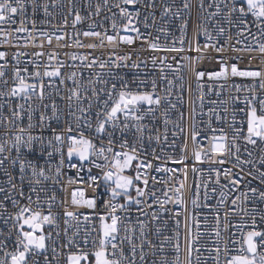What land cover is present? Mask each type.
<instances>
[{
    "label": "snow or ice",
    "instance_id": "6c2138e0",
    "mask_svg": "<svg viewBox=\"0 0 264 264\" xmlns=\"http://www.w3.org/2000/svg\"><path fill=\"white\" fill-rule=\"evenodd\" d=\"M87 7L93 9L90 15L95 16H100L102 9L111 11L114 7L118 10V13L113 12L111 17L105 18L110 20L113 34H109L108 29L96 31L97 24H89V30L77 32L76 36L83 35L85 38H92L94 42L84 44L77 38L74 41L76 47L88 49L111 47L114 50L121 44L132 46L139 41L142 47L147 45L152 52L165 53V55H154L150 60L139 57L133 60L132 54L116 55L114 51L107 59L100 57L89 59V56L73 53L70 57L72 61L83 62V66L90 71L99 69L95 71V79L90 78L85 84L82 82V73L79 78L76 71L65 74V69L72 65L60 60L58 52L43 51L45 43L51 47L53 40L57 47H69L67 34L55 35L54 32L37 26V18L41 14L45 19L40 20V24L49 22L47 18L53 16L50 8H62L63 12L74 13L71 27L75 28L82 24L89 17L81 15L76 0H68L66 6L59 4L58 0L44 3L40 0H0V44L16 48L12 53L0 51V61H2L0 82L8 88L7 92H0V96H7L10 99L19 97L31 101L32 96L35 95L43 101L46 89L57 87L56 81H59L60 85L71 81L73 87L68 89L69 95L62 99L67 100L69 114L76 121L75 128L69 124L66 129L58 132L48 123L52 120L58 123L60 120L56 102L53 100L51 105H43L45 110L50 107L52 113L50 117L44 112L39 116L40 126L48 127L52 132L51 138H46L43 135L32 134V129L35 127L32 122L35 110L31 106L25 111L24 104H17L15 107L9 105V114L5 117L3 115L5 106L0 105V124H5V127H11L13 130L7 139L0 142V173L6 177L3 184L7 186H0V194H3V200H0V221L5 225L11 222L7 234L0 230L2 237L0 264H41V257L42 264H192L193 251L197 253L201 251L198 245L202 233L199 231L198 220H196L197 234L193 236L185 217V261L183 262L179 259L180 220L175 219L177 230L171 236L164 235L166 229L160 226L154 229V233L150 228L151 222L159 225L161 213L168 211L165 205L169 203V191L176 197L174 203L184 204L182 190L186 186L185 181H179V187H169L164 192V199H160L155 191L149 190V180H152L153 187L156 183L167 185L168 181H157L155 176H150V173L153 171L172 173L175 176L177 170L167 167V160L161 161V157L153 148L151 153L153 159L159 162L154 164L153 160L147 158L148 154L145 150L146 140L149 144L152 142L159 144L162 139L164 143L168 142L169 112L176 109L177 104L170 99L176 82L168 79L165 69L179 73L185 67L191 73L192 81L199 91L198 99L201 107L207 95L204 91L205 82L215 85L219 81H224L226 84L233 77L252 81L251 84H233L232 87L237 94L230 95L227 100L211 101L213 104L223 105L225 114L228 113L229 106H232L231 139L224 129H212L213 132L220 134L211 136L209 147L205 149L200 146L193 151V155L197 161H201L202 154L210 159L224 156L235 158L236 163L232 168L223 169V176L232 186L231 190L239 192V195L232 199L231 204L234 207L225 213V220L230 214L240 213L246 217L251 216L252 220V223L247 225L250 230L241 232L239 240L224 241L221 249L220 216L219 212L216 213V227L213 232L217 237V247L214 250L208 249L210 255L215 252V264H220L221 254L224 257L223 264H264V230H258L255 215L257 209L243 207L249 200L264 201V191L250 186L247 190L240 191L241 185L248 178L259 180L260 185L264 187V171H260L264 168V148L260 149L261 154L258 159L253 158L252 152L247 149L245 151L249 158L241 159L240 145L237 143L239 138H243L247 145L256 146L258 141L264 144V95L256 92L257 87L264 91V67L259 69L252 67L253 60L257 58H260L261 63L264 64V0H199V9L195 16L191 14L190 0H183L180 7L176 6L175 0H121L120 3L111 6L109 0H102L95 5L88 0ZM185 12L188 15H184ZM175 20L180 21L178 36L172 31ZM221 21H227L230 26L236 27L238 36L246 38L245 34H247L252 38V43H244L242 47H236L229 43L232 36H228L225 43L234 53L230 57L233 62L224 58L228 49L218 39L226 33ZM5 25L8 27L5 28ZM63 26H69L68 16H64ZM141 26L145 31H141ZM209 26L212 31L209 30ZM189 27L192 29L191 38L188 36ZM253 27L256 28L255 33L252 32ZM153 28L156 30L155 35L149 31ZM121 32L134 33L135 37L120 35ZM201 35L206 40L203 45L199 43ZM161 37L165 39L164 44L160 42ZM169 38L171 44L167 43ZM13 41L16 43L13 44ZM241 43L242 40L236 41V44ZM29 46L42 50L31 53L21 50ZM189 51H195L196 57L183 55ZM210 51H214L217 55L210 57L209 63L218 64V70L198 67L205 59V53ZM65 55L67 56V53ZM169 56L173 63L167 62ZM44 57L46 61L42 59ZM245 57H247V65L241 67L240 64ZM149 62L153 69L159 65V76L153 75L150 80L140 79L141 65L147 68ZM129 67L137 70L131 81L124 76L118 77L114 72V69ZM6 70L11 72L10 88L9 79H5ZM105 75L114 82L109 85V80L104 78ZM143 75L147 77L149 74L144 72ZM178 79L183 81L184 77L178 76ZM158 81L166 83L165 95L159 93ZM179 87L183 91L182 83ZM223 87L224 84L220 85L221 90ZM213 90L212 87L208 88L209 92ZM188 91H192L191 83ZM242 92L245 93L243 99L240 96ZM216 95H221V91H216ZM182 99V95L177 96V101ZM73 102L76 104L75 112L71 107ZM236 105L242 106L237 109ZM76 112L80 113L79 117L76 116ZM157 112L163 119L165 127L163 134L155 126L158 122ZM209 112L214 114L215 109H210ZM238 113L245 118L239 122L240 127L236 126L235 118ZM25 116L28 119L27 127H18ZM181 117H183L182 113ZM217 119H221L218 114ZM81 129H87L94 135L85 136ZM199 135L200 133L193 129L191 132L193 144H196ZM175 146L173 141L171 147ZM233 148H235L234 152ZM187 149V138H185L181 146L180 159L172 160L171 156L167 159L177 165L184 164L186 159L184 153ZM215 162L223 165L225 161L217 159ZM245 166L255 169V172L244 173ZM66 168L74 169L76 176L68 177L65 181L61 177L64 176ZM235 168L239 171L234 172ZM93 169H98L99 173L93 174ZM17 170L18 177L13 175ZM130 170L133 174H127ZM179 171L186 178V165ZM192 171L195 172L197 169L194 167ZM213 171L216 176L214 182L219 184L221 171L216 169ZM17 179L19 184L16 183ZM25 184L28 188L27 195L24 191ZM56 186H59L60 191L63 192H68V186H72L70 200L65 198L57 202L54 190ZM204 186L207 187V184ZM228 186L225 184L222 187ZM88 191H91L90 196L86 194ZM220 196L219 204L223 206L227 194L221 191ZM148 197L152 200L151 204L147 202ZM21 199L26 203L21 204ZM5 202H10L16 211L7 216L3 215L8 211ZM192 203L195 205L197 201L193 200ZM57 204L62 208V216L59 212L53 211ZM153 205H158L159 211L153 210ZM133 206L136 207L135 221L132 220ZM149 215V222L140 219V216L149 217ZM180 215L179 211L174 213L175 217ZM61 219L64 223L65 243L60 246L61 250L58 252L55 245L59 242L61 233L56 231L54 239L51 231H45V226L59 229L58 221ZM193 219L195 220V217ZM204 219L206 221L207 217ZM260 220L264 222V215L260 216ZM82 222L96 233L91 245L89 241L91 233L87 230L82 241L77 239ZM163 223L166 225L167 221ZM72 227L76 230L69 236L68 232ZM223 227L226 231L229 225L225 223ZM235 227L240 230L243 226L235 225ZM153 234L158 242L149 239ZM229 243L238 244L239 247L231 249ZM166 246H170L175 252V259L170 260L164 254ZM89 248L90 250H86ZM146 248L148 251H145ZM233 251L236 254H232ZM149 253L153 258L158 254L164 255H160L158 260L149 261ZM196 259L197 264H200V257L197 256Z\"/></svg>",
    "mask_w": 264,
    "mask_h": 264
},
{
    "label": "built area",
    "instance_id": "2783aa9c",
    "mask_svg": "<svg viewBox=\"0 0 264 264\" xmlns=\"http://www.w3.org/2000/svg\"><path fill=\"white\" fill-rule=\"evenodd\" d=\"M41 3L44 2H50V0H40ZM97 2H102V0H91V3L95 5ZM121 0H109V5L111 6L112 4L115 3H120ZM183 0H175L176 6L180 7L182 6ZM58 3L61 4L62 6H66L68 3V0H58ZM88 0H76V6L81 10V15L89 17L86 19L82 24L77 25L75 28L71 27V20L74 17V13H67L63 12L62 8H56V9H51L50 11L53 12V16L47 18L48 23H45L43 25L40 24V20H44L45 17L43 14H41L37 18V26L42 27L43 30L49 31V32H54L55 35H63L67 34V43L69 47H57L55 40H53V45L49 47L45 43V47L43 51L45 52H51V51H56L59 53V59L62 61H65L67 64L72 65V67H69L65 69V74H68L72 71L77 72L78 78L83 76V81L85 84L87 81L91 79H95V71H99L97 68L95 71H90L87 68L83 66V62L80 61H72L70 59L71 55L73 53L77 55H86L89 56V59L92 57H100L102 59H107L109 55L115 52L116 55H125V54H132V59L137 60V57L140 59H148L152 56H163L165 53H154L150 49L147 48V45H141V43L138 41L132 46L128 45H123L121 44L119 47L116 49H112L111 47H106L103 49L97 48V49H88V48H79L75 46V39H79L82 43L88 44L94 42L92 38H85L83 35H80L79 37L76 36L77 32H83L89 30V24L96 23V31H103L104 29H108L109 34H113L111 27H110V20H106V17H111L113 12H117L118 10L114 7L111 8V11H108L107 9H102L100 16H95V15H90V13L93 12V9H89L87 7ZM190 3L192 5V12L191 14L195 16L197 13V10L199 9V0H190ZM131 9V6H129ZM157 19L159 21V11L157 10ZM184 15H188L187 12L184 13ZM64 16H68L69 20V26L64 27L63 26V19ZM117 19L119 21V16L117 15ZM180 21L175 20L172 26V31L175 33V35H179L178 32V25ZM102 25V27L100 26ZM221 25L226 29V33L224 36L219 37L218 39L220 40V43L225 44V47L228 49V51L224 54L225 59H229L230 62H233L230 60V57L234 55L232 53L231 48L227 43V38L229 35L232 36V40L229 42L231 45H235L236 47H242L244 43H252V38L251 36H247L245 34L246 38H242L237 35L238 29L236 27L230 26L227 21H221ZM56 26V27H53ZM5 28L8 26L5 25ZM230 29V31H229ZM209 30L212 31L211 26H209ZM141 31H145V29L141 26ZM153 33V35L156 34V30L149 29ZM252 32H256V28H252ZM120 35H132L135 37L134 33H124L121 32ZM192 35V29L189 27L188 30V36L191 38ZM213 35L215 36V32L213 31ZM237 40H242L241 44H236ZM161 44L165 43V39L161 37ZM206 42L205 37L202 35L199 37V43L203 45ZM16 41H13V44H15ZM21 44L23 43L22 41L20 42ZM168 44H171V38L168 39L167 41ZM177 47L179 45L177 44ZM185 47L187 48V44H185ZM22 51H27L31 53L32 51H41L42 49L39 48H33L29 46L27 49H21ZM0 51H6L9 53H12L16 51L15 47H10L7 45L0 44ZM67 53V56L65 55ZM183 55L186 56H191L193 58L196 57L195 51H189L183 53ZM217 54L214 51H210L208 53H205V59L201 61L198 65L200 68H214L216 70L219 69V65L216 64L215 62L209 63V58L216 56ZM43 60L46 61V57L42 58ZM177 60H179V57H177ZM168 63H173L171 56H169V60L167 61ZM2 63V61H0ZM131 62H129L130 64ZM247 65V57H245V60L240 64L241 67H245ZM175 67V64H174ZM252 67L254 69H259L261 67H264V64L261 63L260 58L254 59L252 62ZM30 71L32 70L31 68L29 69ZM137 70L129 68H120V69H114V72L116 75L119 76H124L126 79L131 81L133 79V75ZM140 72V79H151L153 78V75L156 77L159 76V65H157L156 69L152 68L151 63L149 62L147 65V68L142 64L141 68L139 69ZM144 72H148V76L145 77L143 75ZM166 74L168 75V79L174 80L176 83L173 87L172 91V96L170 99L173 101V103L177 104L176 109L171 110L169 112V123L167 125V134H168V142L164 143L163 139L161 142L158 144L156 142H152L149 144L147 140L145 141V150L147 152V158L149 160H153L154 164H157L159 162L155 161L152 156V149H156V154L161 157V161L167 160L166 166L169 168L176 169L177 172L175 176H173L172 173H156V172H151L150 176H155L157 181H168V184L165 185L163 183H156L155 187H153V182L150 179L149 180V190L150 191H155L157 196L160 197V199H164V192L169 188V187H179V181L184 180L185 181V188L182 190V199L184 201V204H176L173 201H175L176 197L173 194V192L169 191L168 192V197H169V203L165 205V208L168 209L167 212H162L161 213V221L159 225L156 222H151L150 223V228L153 230L157 226H160L162 228H165L164 235H173V232L176 231V225H175V219L180 220V225L178 228V231L180 233V242H181V249L179 253V259L183 262L185 261V217H187V223L190 225V230L191 234L195 236L197 234V224L196 220L199 221V231L202 233L200 237V244L198 247L201 248V251L197 253L196 251H193L192 253V264H197V256L200 257V264H215L214 256L215 252L210 255L208 249H215L217 247V237L215 233L213 232V229L216 227V220L215 216L216 213L219 212L220 216V232H221V242H220V247L223 249V242L224 241H232V240H239L241 236V232H246L250 230L247 225H250L252 223L251 216H244L243 213H240L239 215L235 214H230L227 217V220H225V213L228 212L232 207H234L231 204L232 199H234L237 195H239V192H234L231 190L232 186L229 184L228 180L224 178L223 176V169L225 168H232L233 165L236 163L235 158L233 156H224V157H213L210 159L208 156H205L202 154L201 161H197L193 155V151L198 149L200 146H203L205 149L209 147V138L213 135H219V132H213L212 129H224V131L228 134L229 139L232 137V129L230 127V123L233 119L231 112H232V106H229V111L227 114L224 112V106L220 105L219 103L213 104L211 101H221V100H227L230 95H236L237 93L235 92V89L232 87L233 84H251V80H246L243 78H238V77H233L231 78L226 84L224 81H219L215 85L206 83V87L204 88L205 93L207 95L205 96L204 99V104L203 107L200 106L199 102V91L196 88L195 82L192 81L191 73L188 72L187 68H183L181 72L179 73H173L168 69H165ZM178 76H183L184 79L183 81H180L178 79ZM11 72L9 70H6V77L5 79H9V85L8 87H11ZM105 79L109 80V85L114 82L112 78L108 77L105 75ZM47 82V79L46 81ZM57 87L56 88H49L46 89V94H45V99L41 101L37 96L33 95L31 98V101H25L19 97L16 98H9L7 96H0V105H4L3 109V115L5 117L8 116L9 114V108L8 106L11 105L12 107H15L17 104H24L25 105V111L29 106H31L35 112L33 115V124L35 127L32 129V134L33 135H43L46 138H51L52 132L51 129L48 127H41L40 126V121H39V116L41 112H44L47 116H51V109L45 110L43 105H51L52 101L54 100L57 104L58 107V115L60 117L59 122L57 123L55 120L49 121L51 128H55L58 132L66 129L69 124H72L73 127L75 128V123L76 121L72 119V117L69 114L68 110V102L66 99H62V97H67L69 95L68 89L73 87V84L71 81H67L65 85H60L59 81L55 82ZM184 85L183 91H181L179 85L180 84ZM191 83L192 86V91H188V86ZM224 84L223 89L221 90L220 85ZM134 86V85H133ZM150 87V85H149ZM166 83H160L158 81V91L161 95H165V89ZM212 87L214 90L212 92L208 91V88ZM8 88L4 87L2 82H0V92H7ZM216 91H221V95L217 96ZM256 92L258 94L264 95V91L259 89L257 87ZM90 94V93H89ZM245 93H240L241 99H243V95ZM182 95L183 99L182 101H177V96ZM103 98V97H102ZM86 106V105H85ZM242 105H236L235 107L238 109ZM72 111H76V104L75 102L72 103ZM194 109V112H193ZM210 109H215L214 114H210L209 110ZM162 110V109H161ZM181 113L183 114V117H181ZM217 114L221 117V119H217ZM76 116L79 117L80 113L76 112ZM157 118L158 122L155 124L156 128L159 129L160 133L163 134L165 131V127L163 124V119L160 118L159 112H157ZM236 121L237 127H240V121L244 120L245 118L240 115L239 113L236 116ZM6 123V122H5ZM28 124V119L27 116L24 117V120L21 124L18 125V127H27ZM183 129V131H181ZM195 129L197 132L200 133L199 136H197V141L196 144H193L191 140V132ZM84 131L85 136H93L94 133L87 130V129H81ZM246 130V126H245ZM12 129L11 127H5V124H0V142L3 140L7 139L8 136L12 134ZM173 133H175V136H173ZM7 134V135H6ZM78 134V133H77ZM185 138H187V144H188V149L187 152L184 153L186 159L184 164H174L172 160H178L180 159V156L182 154L181 152V146L185 142ZM173 141L175 142V147H171ZM237 143L240 145V156L241 159H248L249 157L247 156V151L252 152L253 158L258 159L261 152L260 149L264 148V144H260L259 141L256 146L252 145H247L243 138H239L237 140ZM232 151H235V148L232 149ZM171 156L172 160H168L167 158ZM141 157H144V154H141ZM217 159H224V164L221 165L217 162H215ZM75 162V160L73 161ZM186 165L187 167V176L185 178L184 174L179 171V169L184 168ZM87 167V166H86ZM196 168L197 171H192L193 168ZM257 167H259L257 165ZM214 169L220 170L221 171V177H220V183L216 184L214 181L216 179L215 176V171ZM234 172H238L239 169L235 168L233 169ZM248 171H253L255 172V169L250 168L249 166L244 167V173H247ZM260 171H264V168H261ZM99 170L98 169H93V174H98ZM127 174H133L132 171L130 170ZM14 176L19 175L18 170L13 172ZM76 176V171L74 169L66 168L64 176L61 177L62 180H67L68 177H75ZM211 177V179H210ZM6 180V177L0 173V186H5L3 184V181ZM250 180V184H249ZM16 183L19 184V180H16ZM207 184V187L204 185ZM228 184L229 186L227 188L222 187L223 185ZM49 185H51V182H49ZM199 186V190H198ZM255 187L258 190L264 191V187H262L259 183V180L248 178L244 182L243 185H241L240 191H245L247 190V187ZM215 189V191H213ZM56 191L57 195V202L61 199L68 198L70 200V192L72 190V186H68V192H63L60 191L59 186H56L54 189ZM24 191L25 194H28V188L27 185L25 184L24 186ZM221 191H224L227 194V198L225 201V204L221 206L219 204V201L221 199L220 193ZM207 192V198H205V193ZM87 195H91V191H88L86 193ZM133 196H135V193H132ZM13 196H16L15 193H12ZM43 198V197H42ZM147 202L149 204L152 203V200L150 197L146 198ZM0 200H3V194H0ZM33 200H35V196H33ZM193 200H196L197 203L194 205L192 203ZM122 202V201H121ZM6 207L8 209L7 212L3 213V215L7 216L10 213H14L16 209L12 206L10 202H5ZM26 203L23 199H21V204ZM243 207L251 209L255 207L257 209L256 215V224L258 226V230H264V222L260 220V216L264 215V201H259L257 200H249L248 203L243 205ZM145 210L147 208L145 207ZM153 210L159 211V206L158 205H153ZM54 212H59L62 216V208L57 204V207L53 209ZM87 211V210H85ZM176 211H179L181 215L179 217H175L174 213ZM131 212L133 213L132 220L135 221L136 219V207L133 206L131 209ZM195 217V220L193 219ZM204 217H207V220L205 221ZM140 219L145 220L146 222L150 221V215L149 217H144L140 216ZM167 221V224L165 225L163 222ZM60 228L56 229L54 227L50 228L47 225L45 226V231H51L53 233V237L55 239V233L56 231H60L61 235L59 238V242L55 245L57 247V251L59 252L61 250L60 246L65 243V237L63 233V228H64V223L63 219L58 221ZM98 223V222H94ZM227 223L229 225L228 229L225 231L223 225ZM235 225H241L243 226L240 230H238ZM80 235L77 237L78 240L82 241L84 237V232L85 230L89 231L91 233L89 237L90 245H91V240L96 238V233L92 231V229L86 225L85 223L80 224ZM9 228H11V222L8 225L3 224L2 221H0V230H2L5 234H7ZM75 227L70 228L68 235L71 236L73 232H75ZM123 234V233H121ZM2 238V237H0ZM149 239H152L154 242L157 241V237L153 234L149 236ZM139 242V241H137ZM229 247L231 249L239 247L238 244H232L229 243ZM86 250H90L86 249ZM145 251H148L146 248ZM66 254V253H65ZM168 256L170 260L176 258L175 252L171 249L170 246H166V253H164ZM164 254H158L157 257L153 258L151 257V254L149 253V261L152 259H159L160 255ZM232 254H236L234 251ZM49 258L51 259V254L49 252ZM41 259V264H42V257ZM63 259V257H61ZM224 257L223 254L220 256V264H223Z\"/></svg>",
    "mask_w": 264,
    "mask_h": 264
}]
</instances>
